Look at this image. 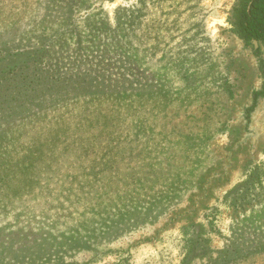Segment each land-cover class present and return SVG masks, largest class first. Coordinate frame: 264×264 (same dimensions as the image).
<instances>
[{
    "label": "rangeland",
    "instance_id": "obj_1",
    "mask_svg": "<svg viewBox=\"0 0 264 264\" xmlns=\"http://www.w3.org/2000/svg\"><path fill=\"white\" fill-rule=\"evenodd\" d=\"M242 3L0 0V264H264Z\"/></svg>",
    "mask_w": 264,
    "mask_h": 264
},
{
    "label": "trees",
    "instance_id": "obj_2",
    "mask_svg": "<svg viewBox=\"0 0 264 264\" xmlns=\"http://www.w3.org/2000/svg\"><path fill=\"white\" fill-rule=\"evenodd\" d=\"M236 25L238 35L246 40H255L264 45V0H243ZM264 97L262 89L254 95Z\"/></svg>",
    "mask_w": 264,
    "mask_h": 264
}]
</instances>
